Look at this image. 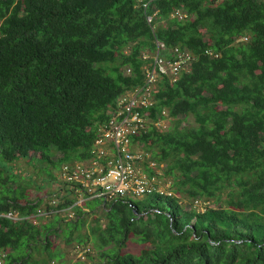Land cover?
Segmentation results:
<instances>
[{"label":"trees","instance_id":"1","mask_svg":"<svg viewBox=\"0 0 264 264\" xmlns=\"http://www.w3.org/2000/svg\"><path fill=\"white\" fill-rule=\"evenodd\" d=\"M144 1L0 0L1 186L11 182L10 164L34 153L54 162L60 152L62 164L88 159L117 98L143 84L151 58L142 53L156 42L165 57L173 47L195 56L187 72L173 82L160 75L153 90L151 119L165 109L171 125L135 138L166 164L171 194L86 200L70 220L39 222L41 199L10 186L0 213L20 219L0 215L3 264H64L52 235L66 245L92 240L90 264H264V0ZM176 9L187 17H172ZM187 116L194 124L182 126ZM60 191L55 207L75 202ZM182 198L205 204L187 209ZM98 207L104 224L96 217L90 234L82 231ZM130 237L146 244L138 254L122 250Z\"/></svg>","mask_w":264,"mask_h":264},{"label":"built area","instance_id":"2","mask_svg":"<svg viewBox=\"0 0 264 264\" xmlns=\"http://www.w3.org/2000/svg\"><path fill=\"white\" fill-rule=\"evenodd\" d=\"M152 0L142 3L147 8ZM157 11L147 14L149 23L154 21ZM178 20H183L187 14L176 9L171 14ZM246 40L247 37H242ZM153 53L143 52V58H151L143 66L144 81L122 93L116 100L110 116L100 123L96 129V138L88 159L75 161L72 164L63 163L60 168L62 184L60 193L71 192L76 197L74 203L62 207H55L59 198L50 201L51 208H37V215L66 214L73 217L75 205H81L86 200L99 199L103 203L119 199H142L151 193L160 195L171 194L161 180L159 164L150 159L149 154L142 148V143L135 138L153 125L165 128L170 118L165 109L161 117L151 119L149 108L154 103L153 90L160 75H167L171 82L175 81L183 71H188L195 58L186 48L173 47L168 50L169 56L160 55L164 48L156 42ZM210 53L209 51H206ZM130 73V68L126 69ZM167 126V125H166ZM166 129V128H165ZM65 189V191H64ZM196 202H198L196 200ZM9 219H20L17 212L0 213ZM7 251L0 249V264H3Z\"/></svg>","mask_w":264,"mask_h":264},{"label":"rangeland","instance_id":"3","mask_svg":"<svg viewBox=\"0 0 264 264\" xmlns=\"http://www.w3.org/2000/svg\"><path fill=\"white\" fill-rule=\"evenodd\" d=\"M125 71V69H124ZM194 119L193 116H187L186 118L182 119L181 125H193ZM167 125V126H166ZM165 128L171 125V120L166 121ZM148 152V151H147ZM150 154V153H148ZM50 157L54 159V162H47L45 160H40V154L34 153L30 155L29 158L20 159L10 164L11 168V182H7L6 186L0 185V199L7 194L10 190V186L12 189H15L17 196H19V192L21 188L25 191V196L30 199H36L37 197L41 199V204L39 207H46L47 202L51 198L54 197L56 193H58L59 186L64 185L62 184L61 178L62 174H60L61 164L59 163L58 159L62 157L60 152L51 153ZM72 159V157H71ZM77 160H71L70 162H75ZM166 170V164L160 163L159 164V172L161 180L165 182V188L170 190L172 179L170 177H166L164 172ZM54 177V179L52 178ZM52 194V195H51ZM182 201L185 203L184 206L189 209L190 207H195L197 210L203 209L202 201L199 202H189V200L182 198ZM95 206V203H90V206ZM87 211H89L86 208ZM59 218L63 220H70L73 217L67 218L66 214L58 213L55 215H42L39 218V222H47L52 220L53 218ZM100 218L101 223L104 224L103 212L100 207L96 208L93 211H90L88 214L85 215L86 223L82 227V231L88 232L90 234V224H93L94 218ZM55 220V219H54ZM68 224L64 223L63 229L65 235H68L69 228H67ZM69 227V226H68ZM53 240V244L56 245L57 249L63 250L64 256L60 260L64 262V264H74L75 262H80L81 264H90L91 260L89 257L85 255L88 251L91 255L96 258V252L92 246V240H89L85 245H79L77 242H72L69 245H66L60 237L51 236ZM146 246V244L139 243L134 237H130L127 242L126 246L122 249L123 251H129L134 254H138L142 247ZM37 254H34V258H38ZM83 261V262H81ZM49 264H60L58 261H50ZM76 264V263H75Z\"/></svg>","mask_w":264,"mask_h":264}]
</instances>
